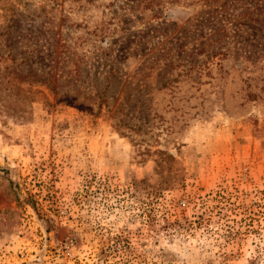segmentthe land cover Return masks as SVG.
Returning <instances> with one entry per match:
<instances>
[{"label": "rangeland", "instance_id": "374dc122", "mask_svg": "<svg viewBox=\"0 0 264 264\" xmlns=\"http://www.w3.org/2000/svg\"><path fill=\"white\" fill-rule=\"evenodd\" d=\"M0 264H264V0H0Z\"/></svg>", "mask_w": 264, "mask_h": 264}, {"label": "trees", "instance_id": "16d2710c", "mask_svg": "<svg viewBox=\"0 0 264 264\" xmlns=\"http://www.w3.org/2000/svg\"><path fill=\"white\" fill-rule=\"evenodd\" d=\"M162 153V152H161ZM168 155V157H170V158H172V155H169V154H167ZM167 155L165 156V157H167ZM167 159V158H166ZM169 159V158H168ZM163 160H165V159H163ZM165 161H167V160H165ZM156 172H157V174H159V175H161V176H163V174L165 173V171H167V170H171L172 169V165L170 164V163H167V165L166 166H162L161 165V163L160 162H156ZM164 177V176H163ZM144 180H141V183L143 182ZM150 194H152L153 196H157L158 195V192L157 191H154L153 193H150Z\"/></svg>", "mask_w": 264, "mask_h": 264}]
</instances>
